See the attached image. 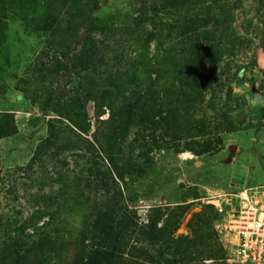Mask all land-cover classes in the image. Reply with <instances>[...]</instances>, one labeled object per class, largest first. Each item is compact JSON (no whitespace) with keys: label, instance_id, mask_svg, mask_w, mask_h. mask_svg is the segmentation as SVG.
Returning <instances> with one entry per match:
<instances>
[{"label":"trees","instance_id":"trees-1","mask_svg":"<svg viewBox=\"0 0 264 264\" xmlns=\"http://www.w3.org/2000/svg\"><path fill=\"white\" fill-rule=\"evenodd\" d=\"M202 1L127 0L124 13L99 16L103 0H0V50L11 24L35 49L21 79L11 77L7 57L9 63L0 65V104L7 81H15L13 91L34 107V116L51 117L28 164L10 175L23 180L38 164L43 179L46 166L63 167L61 156L72 150L87 159L90 167L82 172L88 178L77 176L73 183L61 172L50 176L62 189L42 200L61 201V212L92 202L73 239L48 231V222L38 225L54 212L18 226L0 220V264H226L212 225L218 217L214 207L194 214L189 233L175 236L189 212L187 200L198 198L197 189L180 193L175 206L149 207L147 223L138 222L128 205L136 198L124 194L129 179L134 183L154 171L153 151L180 148L201 158L217 151L221 129L236 131L239 120L232 112L239 108L230 102L218 106L217 93L223 87L219 62L225 52L233 53L239 37L226 9L207 11ZM256 1L264 49V0ZM154 43L159 52L149 57ZM124 46H132L130 53L139 57L120 54ZM233 78L241 81L238 73ZM263 104L261 97L259 109ZM205 106L211 114L202 111ZM106 111L108 118L100 120ZM21 128L14 112H0V141L22 138ZM261 131L264 126L255 129L256 139Z\"/></svg>","mask_w":264,"mask_h":264},{"label":"rangeland","instance_id":"rangeland-1","mask_svg":"<svg viewBox=\"0 0 264 264\" xmlns=\"http://www.w3.org/2000/svg\"><path fill=\"white\" fill-rule=\"evenodd\" d=\"M257 3L256 0L202 1L203 8L207 11L226 9L233 31L239 37V42L236 43L233 53L226 54L225 52L219 62L218 69L223 70L221 77L223 87L220 88V93H217L218 106L225 102H230L228 104L236 108L238 106L239 109L233 111L232 115L239 121L235 126V132L227 133L224 128L221 129L218 135L221 142H215L217 151L201 158H197L191 151H183L180 148L177 153L174 150L169 152L153 151L154 171H151L145 179L134 183L129 179L128 190L124 193L126 199L128 197L136 198L134 204L128 203V205L139 218L138 222H145L147 207L175 206L181 202L180 193L190 188L197 189L198 198L187 200L186 204L190 205L189 212L175 233L176 237L186 235L189 233L188 222L194 214L199 213L207 206L206 202L209 198L211 199L219 192L230 193L243 187L264 185V132H260L258 139L254 135L255 129H262L264 126V104L260 109L258 106L260 98L264 99V49L260 45V30H258L260 29V17L256 13ZM126 10H129L127 9V0H103L99 4L98 15L124 13ZM147 29L150 28L147 27ZM5 37L6 41L0 50V65L9 63L5 61L7 57L11 61L9 63L11 77L21 79L23 66L35 55L32 40L26 36L23 37L22 34H17L15 24L9 26ZM157 47L156 43L150 45L149 57H153L159 52ZM132 49V46H124V51L120 50V54L128 53L131 57H139L136 53H130ZM252 62H254L253 65ZM14 63L19 65L17 70L14 69ZM236 73L241 77L240 82L233 78ZM226 81L229 82V85ZM7 83L8 88L4 94L6 100L0 104V112L16 114L17 122L22 127V138L0 141V179L4 181L3 184H0V220L8 219L13 226H18L29 217L37 219L43 213L54 212L53 217L42 216L38 225L41 226L48 222V231L53 230L66 240L76 238L83 225L86 208L92 202L90 201L82 208L76 207L74 211L61 212L58 209L61 201L58 200V203L57 200L52 199L44 202L42 198L44 196L46 198L53 197L62 189V183L50 181V176L55 178L57 173L61 172L65 178L67 177L74 183L73 178L77 176L88 178V172L82 171L84 167H90V165L85 157H79L77 152L70 150L61 156L65 161L63 167L56 162L51 166H46L48 169L43 179L38 178V164L31 166L28 178L21 180L11 177L9 171L28 164L33 147L40 138L46 136L44 121H48L51 117H46L43 120L39 116H34L36 113L34 107L28 105L17 92L13 91L15 81H7ZM202 111L211 114L208 106L203 107ZM88 113L93 123V114ZM30 116L34 117L28 124L25 123V120ZM107 118L106 111L100 120ZM32 132H36L33 138L26 141ZM230 146H235L232 154L228 152ZM190 155H193L194 158L191 160L183 158ZM235 167L241 169L244 177L242 187L239 189H233L239 185L237 182L233 184L231 182V175ZM12 184L13 187H11ZM97 200L100 202L102 198L98 196ZM37 212L39 214H36ZM27 232L31 233L32 230L29 229ZM217 239L221 244L218 235Z\"/></svg>","mask_w":264,"mask_h":264},{"label":"built area","instance_id":"built-area-1","mask_svg":"<svg viewBox=\"0 0 264 264\" xmlns=\"http://www.w3.org/2000/svg\"><path fill=\"white\" fill-rule=\"evenodd\" d=\"M206 204L218 214L212 225L226 264H264V185L219 193Z\"/></svg>","mask_w":264,"mask_h":264},{"label":"clouds","instance_id":"clouds-1","mask_svg":"<svg viewBox=\"0 0 264 264\" xmlns=\"http://www.w3.org/2000/svg\"><path fill=\"white\" fill-rule=\"evenodd\" d=\"M91 110H92V111H91ZM88 112H91V113L93 114V103H91V102L88 104ZM91 122H92V121H91ZM91 127H92V129L94 128V121H93ZM89 140L92 141V139H91L90 137H89ZM183 158H186L187 160H191V159L194 158V156H193V155H190V156L183 157ZM236 168L238 169L239 167H235L234 169H236ZM238 170H239V172L241 173V174L239 173L238 175H239L240 177H241V176L243 177V175H242L243 173H242L241 169L239 168ZM234 171H235V170H234ZM236 175H237V174H236ZM232 178H233V177H232ZM239 179H240V178H239ZM231 182H232V184L234 183L233 180H231ZM235 182H237L238 185H239V186H236L235 188L242 187V184H243V183L240 184V180H237V181H235ZM235 188H233V189H235ZM219 193H224V192H219ZM225 193H226V192H225ZM208 205H209V204H208ZM156 206H159V205H156ZM210 206H212V205H210ZM212 207H213V206H212ZM148 209H149V207H148ZM148 209H146V212L148 211ZM144 220H145V222H144V221H143V222H144V223H147V218H146V217H145ZM213 229H214V228H213ZM207 263H208V261H207Z\"/></svg>","mask_w":264,"mask_h":264},{"label":"water","instance_id":"water-1","mask_svg":"<svg viewBox=\"0 0 264 264\" xmlns=\"http://www.w3.org/2000/svg\"><path fill=\"white\" fill-rule=\"evenodd\" d=\"M234 150H235V146H230L229 148H228V152L230 153V154H232L233 152H234ZM239 169V168H238ZM237 168L235 169V172H239V170H238ZM240 178V179H239ZM232 180H233V182H235V181H237V180H240V184H242L243 183V180H244V177H240L238 174L236 175V174H234L233 175V178H232Z\"/></svg>","mask_w":264,"mask_h":264},{"label":"flooded vegetation","instance_id":"flooded-vegetation-1","mask_svg":"<svg viewBox=\"0 0 264 264\" xmlns=\"http://www.w3.org/2000/svg\"><path fill=\"white\" fill-rule=\"evenodd\" d=\"M234 170H235V169H233V174L231 175V180H232V177H233L234 174H239V173H240V172H235ZM240 174H241V173H240Z\"/></svg>","mask_w":264,"mask_h":264}]
</instances>
